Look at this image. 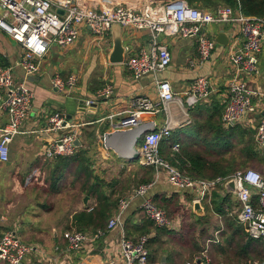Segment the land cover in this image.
<instances>
[{
  "label": "crops",
  "instance_id": "0c3cea01",
  "mask_svg": "<svg viewBox=\"0 0 264 264\" xmlns=\"http://www.w3.org/2000/svg\"><path fill=\"white\" fill-rule=\"evenodd\" d=\"M117 2L132 4L136 3V0H117ZM224 5L229 4L222 3L214 9H205L216 10ZM198 7L204 8L200 5ZM222 30L229 36V44L224 45L216 40V51L204 63L199 62L195 39L160 36V40L171 52V65L157 76L147 75L140 79H135L123 63L113 64L109 61L108 53L112 47V34L105 43L99 42L88 26L81 28L80 35L73 45L67 48L53 45L45 57L36 61L39 63V70L29 80L35 93L32 114L27 119L22 133L17 135L10 145L9 161L0 163V213L7 217L6 222L0 226V232L16 230L25 242L35 247L34 253L26 259L27 263L41 259L52 260L55 263L57 260L68 259L67 264H108L112 260L118 261L120 252L117 245L122 229L134 239L141 234L149 235L152 262L163 264L165 257L167 263H174L175 253L165 248L166 244L173 239L176 240V237L181 234L187 220L185 211L189 213V216L194 215L195 212L199 216H205L209 211L214 212L211 209L210 196L201 200V209L197 211L194 208L197 191L179 189L168 181L164 170H156L139 162L141 144L138 147V142L141 143L143 135L139 137L138 126L146 123L154 124L156 127L163 126L168 117L165 111L139 114L136 118L130 119V123H123L126 118L131 117L130 99L132 97L147 95L158 101L156 78L170 80L174 91L185 99L183 92L197 76L204 75L210 80L212 90L206 100L191 107L187 104L182 107L176 102L170 103L169 116L173 130L168 138L171 140L166 139L160 144L161 155L179 168L183 149L198 153L207 160L222 162L223 165L227 157V154L224 157L223 152L225 129L234 126L245 129V140L252 143L250 156L245 154L244 156L252 158L256 157L258 152L264 153V149L258 148L256 142L257 125L261 116L264 115V39L259 53V72L248 82L249 88L254 91L252 100L257 105L256 113L242 122L225 124L222 119L224 108L216 109L213 105L219 103L225 107L229 100L232 68L227 60V51L233 41L234 29L230 23L208 26L209 33L215 39ZM123 37L125 45L129 47L127 55L137 54L151 44L148 31L123 29ZM22 53L21 44L0 28V64L13 67L16 80L24 78V69L19 65ZM72 74L78 77L77 85L72 89L58 92L52 87V80L56 75L66 79ZM106 84L113 86L112 96L106 101L97 99V92ZM89 99L97 101L96 105L87 107V111L81 110V100ZM55 111H61L67 115L73 127L79 131V151L74 155L75 160L67 166L60 159H49L42 154L43 142L46 138L55 136L56 133L41 136L39 130L45 128L48 116ZM7 122L8 115L0 114V133ZM232 138L237 143L232 151L238 145H244L241 143L240 131L235 132ZM175 143L180 144L178 152L172 150ZM43 162L48 164L46 171L48 175L45 174L44 181L48 182V188H51L54 193H59L62 185H65L64 183L71 175L75 180L84 177L86 185L84 186L87 187L82 189V205L77 206L69 217L56 224L57 226L53 224L50 233L46 230L48 225L38 223L41 215L32 214L35 206L32 195L33 186L39 183L41 170L39 165ZM234 166L236 167V164ZM237 171L235 168V171L226 176ZM106 174L111 176L110 179L104 177ZM217 177L195 178L215 179ZM122 181L136 183V185L132 184L122 193L113 191V186L121 185ZM149 181L155 182L150 192L155 202L161 204L167 213L172 212L171 226L157 227L144 215L143 198L137 197L122 217V225L107 229L109 219L116 212L119 197L129 194L140 183ZM216 190L220 193V189ZM99 194H104L113 202L112 212L104 220L103 229H82L89 236L86 246L83 251L76 252L68 258L63 233L66 230L77 229L73 220L74 215L82 210L90 211L97 206ZM227 194L231 195L230 201L235 196L238 207L240 203L236 193L228 191ZM43 206L40 205L38 211L48 212L49 209H43ZM229 226L233 229L230 231L231 235H235L232 241L238 238L239 241L247 243L251 240L253 246L249 249L250 255L256 252V247L261 243L251 239L238 220L237 224L230 223ZM101 230L104 233L98 235ZM243 232L248 235L245 240H243L244 235H241ZM56 246H60L64 251L55 250ZM262 247L260 249L264 255ZM232 260L236 264V261L241 258L236 256V258L232 257Z\"/></svg>",
  "mask_w": 264,
  "mask_h": 264
},
{
  "label": "built area",
  "instance_id": "2783aa9c",
  "mask_svg": "<svg viewBox=\"0 0 264 264\" xmlns=\"http://www.w3.org/2000/svg\"><path fill=\"white\" fill-rule=\"evenodd\" d=\"M62 9L63 13L58 10ZM119 23L123 29L148 31L151 44L127 55L123 64L135 79L147 75L157 76L171 65V52L160 36L193 38L197 42L198 59L200 63L208 60L216 51L217 41L209 33L208 26L212 24L230 23L233 25L234 37L227 51V60L232 68L229 81V100L224 107L222 119L225 124H236L256 113L257 105L253 102L252 91L248 82L259 72V53L264 39V17L249 16L239 7L224 5L216 10L200 8L187 0H136V3L123 4L117 0H0V28L10 34L19 44L23 53L19 65L24 69V78L16 80L13 67L0 65V114L8 115L6 126L0 133V163L9 161L10 145L22 133L27 119L33 111L35 93L29 80L39 70V59L45 57L53 45L67 48L78 39L81 28L88 26L97 41L106 42L110 38L112 24ZM129 51V50H128ZM75 74L66 79L56 75L52 87L58 92H64L77 85ZM158 101L147 95H137L130 99L131 117L139 114H151L165 111L168 115L166 123L161 127L146 123L138 126L141 138L139 162L142 165L164 170L168 181L179 189H189L198 192L194 202L211 196L220 189L224 196L228 191V181L234 180L236 196L240 205L234 209L236 218L241 223L251 239L262 244L264 250V175L260 171L249 168L237 171L230 176L215 179L195 178L178 165L172 164L160 153V144L170 136L173 125L169 116V105L189 107L206 100L211 93V82L204 76H197L183 94L185 99L174 91L168 79L156 78ZM113 94V86L106 84L97 92V99L107 100ZM97 101L89 99L81 105L83 111ZM186 102V103H185ZM41 136L56 133L42 144V154L49 159L60 156H74L79 151V131L67 115L61 111L52 112L44 129L39 130ZM138 137V138H139ZM257 146L264 149V115L261 116L256 133ZM173 152L180 150V144L172 146ZM155 182L149 181L134 187L129 194L118 199L115 214L109 219L107 229L122 225V217L131 202L143 198L144 215L157 227L171 226V218L167 211L160 207L150 192ZM5 214L0 213V226L6 222ZM104 231H99L102 235ZM66 241V256L83 251L89 239L83 230L70 229L63 233ZM150 237L141 234L134 239L121 230L117 248L120 252L118 261L108 264H160L151 261L149 249ZM55 250L64 251L60 246ZM35 247L25 242L16 230L0 232V264H67L68 259L37 260L27 263L26 259L34 253ZM196 264H212L208 251H203L195 257ZM163 264H169L167 262ZM254 264H264V260Z\"/></svg>",
  "mask_w": 264,
  "mask_h": 264
},
{
  "label": "rangeland",
  "instance_id": "374dc122",
  "mask_svg": "<svg viewBox=\"0 0 264 264\" xmlns=\"http://www.w3.org/2000/svg\"><path fill=\"white\" fill-rule=\"evenodd\" d=\"M140 144L139 141L138 147ZM242 147L243 145H238L231 154H227L229 159L232 157L236 159V170L243 171L253 168L264 174V153L258 152L257 156L252 158L242 156ZM39 167L41 169L39 171L40 180L39 183L33 186L34 191L32 195L35 206L33 207L32 214L41 215L38 218V223L40 222V224L48 225V229L46 228V230L48 231L47 233H50L53 224L56 225L63 222V219H67L77 206L82 205V189L86 185L84 184L83 176V179L75 180L74 176L71 175L64 183L65 185H62L59 193H54L51 188H48V182L46 183L44 181L45 174L48 175V173H46L48 164L43 162ZM104 177L110 179L111 176L106 174ZM132 184L136 185V183H125V181H122L121 185L113 186V191L115 190V192L118 191L117 193H122ZM230 203V207L228 206L226 208V213L224 215L209 211L205 216H199L196 212L194 215L191 214L189 216L187 211L184 212L187 220L181 234L176 237L178 241L173 239L165 246V248H169L175 253L174 263L171 264H196L195 257L206 250L212 258V264L235 263V261L232 260V257L236 258L235 243L230 242V231L233 229L229 226L230 223L237 224L236 214L234 213V209L237 207L235 196ZM40 205H44L43 209H49L47 210L48 212H41V210L39 212L38 207ZM22 237L24 238V235H22ZM236 241H239V239L237 238L235 242ZM255 254L256 253L253 252L250 258L236 261V264H254L255 261H259V257Z\"/></svg>",
  "mask_w": 264,
  "mask_h": 264
},
{
  "label": "trees",
  "instance_id": "16d2710c",
  "mask_svg": "<svg viewBox=\"0 0 264 264\" xmlns=\"http://www.w3.org/2000/svg\"><path fill=\"white\" fill-rule=\"evenodd\" d=\"M190 4L194 6H202L204 8H210L214 9L217 5H220L222 3L232 5L234 7H239L243 13L249 16H257V17H264V0H187ZM222 2V3H221ZM1 65V64H0ZM1 66H5V64H2ZM216 109H223L224 106L220 105L219 103L213 105ZM217 123V122H215ZM237 131L241 132V143H243L242 148V154L246 156H250L249 152L252 149V143L245 140V134L246 131L240 126H234L225 129L226 132V139L224 146V157L226 154H230L232 149L236 146V142L233 140V135ZM170 137V136H169ZM169 137L163 139L164 140H171L168 139ZM162 141V142H163ZM251 141V140H250ZM57 159H60L64 162V164L67 166L71 161L75 160V156H60ZM180 168L181 170H185L187 173L192 175L193 177H202V176H210V177H217V176H226L231 174L233 171H235V162L231 160H236L234 157L232 159H229L228 157L225 158L223 161V165L219 163L218 161H210L207 160L205 157H202L200 154L195 152H190L186 149L182 150V154L180 156ZM104 195V194H103ZM99 194V203L97 206L93 207L90 211L82 210L76 213L73 217L74 224L76 223L77 229H89L92 228L94 230L103 229L105 224L104 220H106L109 215L112 212L113 209V202L110 201L108 197L105 195ZM230 194H227L226 196H222L217 190H214L211 193L210 196V204L211 209L219 214L224 215L226 213V208L231 203L230 201ZM157 204L164 208L161 204L157 202ZM169 216H172V212L168 213ZM243 240L248 237L246 233L243 232ZM246 235V236H245ZM235 235H231L230 242L235 243V251L236 256L240 257L241 259H248L251 257L250 255V247H252V241H248L247 243H243V241H232L235 237ZM260 244V243H259ZM261 245V244H260ZM258 245L256 249V256L259 257L258 260H264V255H262L260 246ZM150 249V248H149ZM263 249V247H262ZM151 254V253H150Z\"/></svg>",
  "mask_w": 264,
  "mask_h": 264
},
{
  "label": "water",
  "instance_id": "95a60500",
  "mask_svg": "<svg viewBox=\"0 0 264 264\" xmlns=\"http://www.w3.org/2000/svg\"><path fill=\"white\" fill-rule=\"evenodd\" d=\"M59 13H63L62 9L58 10ZM111 34H112V47L110 52L108 53V59L111 63L113 64H119V63H123L125 61V57L126 54L129 50V47H127V45H125L124 43V37H123V27L121 24L119 23H114L112 24L111 27ZM219 43L224 44V45H228L229 44V36L225 33L224 30H222L221 33H219L217 39H216ZM81 105L85 104V100H81ZM94 106L96 105V103H93ZM136 141V140H135ZM134 141V144H135ZM79 140H77V144L79 145ZM226 188L228 191L236 193V188H235V182L234 180H230L228 181ZM87 201V198L85 199V202ZM195 210H200L201 209V202L197 201L195 202ZM163 262H166V258L164 257Z\"/></svg>",
  "mask_w": 264,
  "mask_h": 264
}]
</instances>
